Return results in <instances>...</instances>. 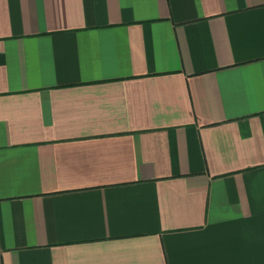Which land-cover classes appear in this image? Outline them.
Segmentation results:
<instances>
[{"label":"crops","instance_id":"1","mask_svg":"<svg viewBox=\"0 0 264 264\" xmlns=\"http://www.w3.org/2000/svg\"><path fill=\"white\" fill-rule=\"evenodd\" d=\"M0 264H264V0H0Z\"/></svg>","mask_w":264,"mask_h":264}]
</instances>
